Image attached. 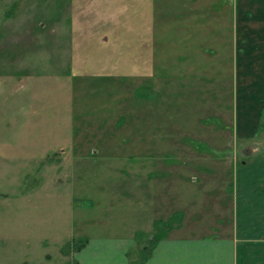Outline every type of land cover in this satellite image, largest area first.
<instances>
[{
  "label": "rangeland",
  "instance_id": "rangeland-1",
  "mask_svg": "<svg viewBox=\"0 0 264 264\" xmlns=\"http://www.w3.org/2000/svg\"><path fill=\"white\" fill-rule=\"evenodd\" d=\"M232 4L0 0V264L227 228L232 173L264 156V112L237 129Z\"/></svg>",
  "mask_w": 264,
  "mask_h": 264
},
{
  "label": "crops",
  "instance_id": "crops-1",
  "mask_svg": "<svg viewBox=\"0 0 264 264\" xmlns=\"http://www.w3.org/2000/svg\"><path fill=\"white\" fill-rule=\"evenodd\" d=\"M227 1L233 3L236 18L235 43L227 57L232 61L228 69L231 82L237 84L238 97L243 89H250L249 109L243 111L241 119L237 116V129L252 131L257 129L264 112V0ZM244 115L252 119V126L246 125ZM262 142L257 139L255 143ZM258 157L242 161L232 173L229 182L232 187L227 194L232 197V222H228L225 230L219 235L175 233L163 237L142 264H264V156ZM84 242L76 253V264L134 263L129 253L134 238H90Z\"/></svg>",
  "mask_w": 264,
  "mask_h": 264
},
{
  "label": "trees",
  "instance_id": "trees-1",
  "mask_svg": "<svg viewBox=\"0 0 264 264\" xmlns=\"http://www.w3.org/2000/svg\"><path fill=\"white\" fill-rule=\"evenodd\" d=\"M158 241H159V239H156L155 241H151V246L149 248L147 246L143 247V251L144 252L147 251V252L144 255H141V257H139L133 264H142V263H144L150 257V255L152 253V250H153V248L155 247V245L157 244ZM85 244H86V242L80 243V247L78 248V250H80Z\"/></svg>",
  "mask_w": 264,
  "mask_h": 264
}]
</instances>
